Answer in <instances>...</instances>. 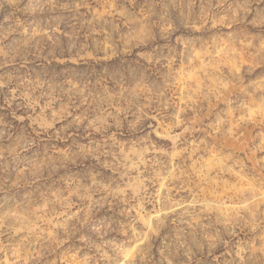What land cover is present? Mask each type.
Masks as SVG:
<instances>
[{"label":"clouds","instance_id":"1","mask_svg":"<svg viewBox=\"0 0 264 264\" xmlns=\"http://www.w3.org/2000/svg\"><path fill=\"white\" fill-rule=\"evenodd\" d=\"M0 264H264V0H0Z\"/></svg>","mask_w":264,"mask_h":264}]
</instances>
